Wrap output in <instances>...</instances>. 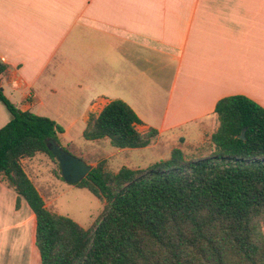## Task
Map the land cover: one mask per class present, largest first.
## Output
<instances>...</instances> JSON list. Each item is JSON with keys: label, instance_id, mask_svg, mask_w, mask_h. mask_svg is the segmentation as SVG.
Listing matches in <instances>:
<instances>
[{"label": "crops", "instance_id": "1", "mask_svg": "<svg viewBox=\"0 0 264 264\" xmlns=\"http://www.w3.org/2000/svg\"><path fill=\"white\" fill-rule=\"evenodd\" d=\"M0 62L6 98L58 123L60 144L77 155L89 115L126 102L136 129L156 137L139 148L84 144L110 148L117 170L145 168L175 147L194 156L218 126L221 97L264 107V0H0ZM9 119L0 111V127ZM134 156L141 165H130ZM47 157L21 160L42 198L28 171ZM17 197L0 180V264H40L35 215Z\"/></svg>", "mask_w": 264, "mask_h": 264}, {"label": "trees", "instance_id": "2", "mask_svg": "<svg viewBox=\"0 0 264 264\" xmlns=\"http://www.w3.org/2000/svg\"><path fill=\"white\" fill-rule=\"evenodd\" d=\"M5 69L0 62V75ZM0 102L10 115L0 127V180L16 192V206L23 199L35 215L40 264H264V107L248 96L217 100L208 155L187 158L175 147L145 168L93 166L73 184L105 202L88 228L49 210L22 166L38 152L56 160L45 141L60 143L63 128L20 110L1 87ZM140 123L126 102L113 99L89 115L82 137L145 147L158 132L142 134Z\"/></svg>", "mask_w": 264, "mask_h": 264}, {"label": "rangeland", "instance_id": "3", "mask_svg": "<svg viewBox=\"0 0 264 264\" xmlns=\"http://www.w3.org/2000/svg\"><path fill=\"white\" fill-rule=\"evenodd\" d=\"M0 111H3L6 117H10L7 109L1 102ZM90 142L91 141H87L82 137L76 140V145L78 146H75L74 149L78 148L80 152L84 154L82 156L77 155V153H75L74 151H69L67 147L65 149L72 155L81 158L83 161L91 164L92 166H96L97 163L101 161L104 163V167L106 170H117L118 164H116V161L114 160L115 157L112 154L110 148L103 147V152L101 151L102 153H99L101 154L99 155L95 153L96 146H94L93 144H87L88 146H85L84 143ZM193 150H195V153L193 155L196 157H200L210 154L213 149L210 146L208 139L204 143L199 144ZM190 152L192 151H187L184 155L187 158L193 157L189 155ZM137 158L138 157L135 156L132 157V163H130L131 166L142 164L138 162ZM47 159L49 160L41 159L38 173L31 172V168L28 166V172L30 176H32L33 180L37 182L47 208L56 214L70 217L83 228L90 227L94 223L97 216L101 213L105 202L96 198L86 188L77 187L66 182L61 178L57 161L49 157H47ZM31 174H37V177Z\"/></svg>", "mask_w": 264, "mask_h": 264}, {"label": "water", "instance_id": "4", "mask_svg": "<svg viewBox=\"0 0 264 264\" xmlns=\"http://www.w3.org/2000/svg\"><path fill=\"white\" fill-rule=\"evenodd\" d=\"M244 138V130L239 134ZM47 149L55 157L62 179L70 184L80 182L91 171L93 166L81 158L69 153L57 140L48 138L45 141Z\"/></svg>", "mask_w": 264, "mask_h": 264}]
</instances>
